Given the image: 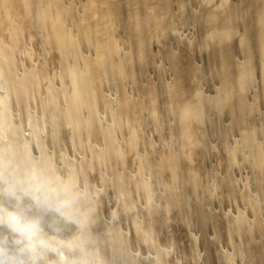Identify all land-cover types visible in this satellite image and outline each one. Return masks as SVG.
I'll return each mask as SVG.
<instances>
[{
  "label": "bare ground",
  "instance_id": "obj_1",
  "mask_svg": "<svg viewBox=\"0 0 264 264\" xmlns=\"http://www.w3.org/2000/svg\"><path fill=\"white\" fill-rule=\"evenodd\" d=\"M44 2L55 5L61 13L56 14L53 8L42 5L38 10L36 3L40 5ZM159 5L165 7V15L152 11ZM13 7L17 13H12V20L17 24L9 29L18 28L20 34L26 27L27 19L41 21L47 30L55 31L60 39L69 34L80 42L78 55L80 59L83 57L87 60L85 63L93 66V74L88 75L85 81L84 95L75 93L73 105L76 109L83 110V103L87 102L84 100L91 88H96L100 94L109 93L110 99L120 105L128 101L132 107L124 108L120 113L117 110L115 114L122 124L121 133L124 132L122 134L128 135L131 140L132 128L144 131L146 124H143L142 115L146 110L155 114L159 108L164 113L163 117L167 119L165 124L169 123L167 127L172 126L169 131L172 151L185 159L184 167L187 168L182 171L183 177L187 176L191 210H188L187 217L198 216L201 221L206 208L212 210L215 200L223 201L229 210L237 209L244 215L237 214L240 217H237L236 226L225 225L222 229H211L217 230L214 232L208 230L206 234L215 236L222 231L230 249L233 244H238L240 253L244 247L264 245V230L249 221L264 215V210L258 208L264 202V174L261 170V165L264 167V30L260 33L255 30L264 28V0H194L185 5H182V0H15ZM226 7L227 13L222 16ZM103 11L109 15L112 12L126 16L129 12L136 13L137 29L131 28L134 25L127 18L119 26L109 23L103 29H98L96 21L91 22V16ZM83 18L89 22L85 21L81 26H67V19L78 21ZM8 23L3 21V27L7 28ZM200 23L203 24L201 31L198 27ZM233 31L238 34L233 36ZM117 33L119 37L115 39ZM185 33L198 41L195 43V39L191 40L196 47L194 52L179 45L180 39L187 38L181 36ZM73 50L64 42L54 50L63 69L76 63L71 58ZM174 65H178L179 69ZM196 66L204 68V75L196 71ZM221 69H227L235 89L229 83H213L217 89L215 93L219 96L213 107L217 108L222 99L234 103L236 108L232 115L239 114L243 126L230 137L225 136V143H231L225 145L222 156L214 162L219 167V163L223 165V170H218L219 173L222 171L220 174H223L224 183L217 187L215 183L213 185L197 180L191 170L196 168L193 167L194 159L201 156L211 159L212 143L217 142L216 133L207 119L210 110L200 107L198 98L204 81H212V76ZM167 73L173 82L171 87L166 82ZM149 74L154 79L155 91L149 85ZM135 100L141 106L135 104ZM157 102L160 107H156ZM87 110L91 118L90 108ZM135 140H138L137 137ZM232 141L236 142L235 147H232ZM174 156L170 154L164 157L158 167H155V159L151 157L148 169L142 167L148 176L155 174V183H164L161 186L163 191L166 190L164 204L169 205V208L174 207V199L169 195L176 194L179 188L177 170L172 162ZM241 160L247 164L248 173L240 167ZM214 163H203L199 169L208 172ZM242 178L248 182H242ZM234 179L239 181L234 182ZM222 187L228 194L219 191ZM168 210L171 215H175L172 221L177 225L180 210ZM201 228L207 229L203 223ZM240 253L238 255H242ZM217 256L216 264H222L221 257Z\"/></svg>",
  "mask_w": 264,
  "mask_h": 264
},
{
  "label": "clouds",
  "instance_id": "obj_2",
  "mask_svg": "<svg viewBox=\"0 0 264 264\" xmlns=\"http://www.w3.org/2000/svg\"><path fill=\"white\" fill-rule=\"evenodd\" d=\"M5 5V9H7ZM227 7L221 14L226 15ZM238 33L232 32L235 36ZM18 39L3 43L5 61L19 51ZM207 75V74H206ZM4 90L9 94V72L3 73ZM229 83L221 69L204 87ZM236 105L221 100L207 119L223 147L225 136L242 127ZM2 149H0V264H192L186 238L177 239L170 231L163 210L156 218L155 231L140 220L144 211L159 205L153 190L125 176L107 152L91 160L76 151L75 139L82 127L69 122L68 138L72 155H57L23 144L18 127L8 119L4 101ZM51 177L47 183L42 177ZM59 177L56 181L54 178ZM147 198L148 203L143 201ZM157 200L160 197L157 195ZM139 213V215H137ZM73 217V218H69ZM126 230H121L124 224ZM118 225L121 228H118ZM257 249H260L257 251ZM203 264H216L218 251L213 245L201 248ZM242 264H264V245L244 247ZM196 264H200L197 260Z\"/></svg>",
  "mask_w": 264,
  "mask_h": 264
},
{
  "label": "rangeland",
  "instance_id": "obj_3",
  "mask_svg": "<svg viewBox=\"0 0 264 264\" xmlns=\"http://www.w3.org/2000/svg\"><path fill=\"white\" fill-rule=\"evenodd\" d=\"M191 1L194 0H182V5L188 4ZM11 3L14 6L15 0L12 2H10V0H0V26L2 25V29L0 27V149H2L3 124L5 121L4 101L6 98L8 100V119L12 122L14 127L19 128L23 144L28 147L29 151L35 148L37 155L40 154L41 150H43L45 153H50L53 155L60 154L61 152H63L65 155H72L74 151L73 141L71 138H69L67 142H65V140H67L68 132H70V130L67 128L68 123L70 121L75 122L82 127L81 134L75 139V144L77 145L75 149L76 151H80L82 148V154L85 155L89 160L93 158L94 152H107L115 161H117L121 172L125 176L132 179L134 182L139 181L141 186L146 185L149 190H153L154 186L153 202L159 205V207L153 208L151 212L144 211V214L139 217L142 222H144L145 217H147V226L155 231L156 218L159 216V213L162 209L165 222L167 223L169 230L176 234L178 240L186 238L188 255L192 258V264H196L197 260L200 261V264H203L204 256L200 250L202 247H205L206 244H213L214 248L218 251L219 257H221L222 264H242V258H240L242 255H238L241 249L238 244H233L231 250L228 242L226 241V237L224 234H222V231H219V233H217L215 236L206 234V231L209 230L214 232L217 230L211 229H222L225 225L228 227L236 226L238 224L237 217H240V214L243 216V212L241 213V211L237 209L229 210L223 201L215 200L213 203L214 208L212 210L206 208L201 221H199L198 216H186L188 210H190V204L189 194L187 192V176L183 177L182 175V171L185 169V159L180 157V155H178L179 153L176 155L172 151L173 146L169 142V131L172 129V126L170 125V127H167V125L169 126V123L165 124L167 123V119L166 117H163L164 113L159 108L156 110L155 114H152L150 111L146 110L142 115V120L143 124H146L147 126L145 125L144 131L141 130L140 132L136 128H132L130 131L133 133V136L130 135V138H132L131 140L129 139L128 135L122 134L124 132L121 133V129L123 130V128H121L122 124L120 120L116 118L115 114L117 113V110L118 113H120L124 108L129 109V107H132L128 101L120 105L118 102L112 101L110 99L109 93L100 94L96 88H91L89 93L86 95V100H84L89 103H83V110L76 109L75 105H73L74 96L76 95L75 93L84 95L86 88L85 84L87 83L85 81L88 78V75L93 74V66L87 62L85 63L84 61L87 60L83 57L80 59L78 55L80 54L78 52L80 42L73 39L72 35L70 36L69 34L62 36L60 39L55 31L53 32V30H47L41 24V21L33 22L32 20L27 19L26 27L20 34L18 28L15 30L9 29L17 24L12 20V18H14L12 13L14 14L17 12H15V7H13ZM5 5L8 6L7 9H5ZM41 5L46 8H53L56 14L61 13L58 7L55 5H50L49 2H44L40 5L36 3L38 10ZM17 10L20 11L18 8ZM152 11H157L162 15H165L166 12L165 7L162 5H159ZM136 16V13L131 12H129V15L126 16L121 15L119 12H112L109 15L103 11L96 13L94 15L95 18L92 15L91 17L93 20H91V22L96 21V27L98 29H103L109 23L111 25L119 26L120 22L127 18L126 20L134 25L131 26V28L137 29ZM3 21H9L7 28L3 27ZM85 21L89 22L87 19L83 18L78 21L77 19H67L66 23L68 27H71L72 25L81 26V23H84ZM96 27L91 26L93 29H96ZM198 27L201 31L203 29V24H198ZM255 30L257 33H260L262 30H264V28ZM181 36H186L187 38L180 39L179 45H181L185 50L194 52L196 50L194 42H198L197 39L189 36L188 33L182 34ZM118 37L119 33H117L115 39ZM13 39L19 40V51H27V54L13 55L6 63L2 46L4 42L11 41ZM191 40H194V42L192 43ZM61 42H64L74 49L72 53L73 56H71V58L76 60L75 62L77 64L74 62L75 64L73 65L72 63V66L70 68L68 67V69H63V67L59 65L56 52L54 51L57 49V46L61 44ZM174 66L179 69L178 65ZM199 67L200 66L195 67L198 68L196 71H199L204 75V68L202 67L201 69V67ZM6 68L9 72L10 83L9 94L7 96L4 90L3 81V73ZM167 79L169 80H166L167 85H170L169 87H171L173 82L168 76V73ZM38 80L40 82H38ZM153 80L154 79L149 74L148 82L150 87H152V90L156 88ZM206 81L211 82V80H205L204 83ZM204 83L201 88L202 92L200 93L201 96L198 98V102L202 105H200V107L212 111L214 109L213 106H215L214 103L219 98V96H217L215 93L217 92V89L213 83V87H211V89L206 87L204 88ZM185 85L187 84H184V86ZM134 103L140 105L138 100H135ZM85 104H87L88 107H86ZM156 107H160L158 102ZM87 108H90L91 110V118L88 115L89 113ZM160 120L162 121L160 122ZM118 126L120 127V131ZM136 137L138 140H135ZM225 142L226 141L223 143V147H221V145L216 141L212 143V146L214 147H212L211 150V153H213V155L211 154V159H208L209 157L204 156L194 159L193 167L196 168L191 170V174L194 175L197 180L208 184L215 183L217 187L222 186V183H224V177L223 174H220L222 171L219 173V170H223V165L222 163H219V167L214 162L218 161L219 157L222 156V153L226 149L225 145L227 143H231V141L227 143ZM132 143L134 145H132ZM231 145L232 147H235L236 142L232 141ZM170 154L175 155L172 158V162L174 168L177 170L179 181L177 193L169 195L174 199V207L172 208H169V205L164 204L166 201V190L163 191L161 188V186H164V183L161 181L155 183V174L148 176V173L145 172L146 169H143H148L147 166L151 157L155 159V167H158L159 162H161L164 157L169 156ZM209 161L214 163V167L210 166V168H212H209L208 172L199 169L200 165L206 162L209 163ZM240 164V167L243 169V171L248 173L247 170L249 168L247 164L242 160ZM218 168L221 169L218 170ZM185 170H187V168ZM261 170L262 174H264L263 165H261ZM42 179H44L47 183H51L53 181V178L47 176L42 177ZM54 179L58 181L59 177L57 176ZM242 180L244 182H248L246 179L242 178L241 181ZM233 181L238 182L239 180L234 179ZM219 191L222 194H228V191L223 189V187L219 189ZM157 195L160 197L159 200L156 199ZM143 202L147 204V198H145ZM221 203L223 204L221 205ZM223 206L224 208L226 207L225 209L227 210H225ZM258 208L260 211H263L264 202L263 204L260 203ZM168 209H176L177 212L180 210L181 213H178L180 221L178 219L177 225L172 221V217L175 215H171ZM137 215H139V213H137ZM256 218L249 219V221L252 222V225L257 224L259 225V228L261 227L262 230H264V215L258 217L260 220ZM201 223L204 224L205 228L207 227L206 230L201 228ZM178 225L182 226L178 227ZM183 225H186V227ZM118 228H121V226L118 225ZM126 229L127 224L125 223L121 230ZM235 249L239 250L236 252Z\"/></svg>",
  "mask_w": 264,
  "mask_h": 264
}]
</instances>
